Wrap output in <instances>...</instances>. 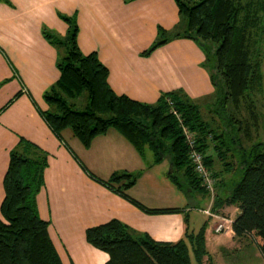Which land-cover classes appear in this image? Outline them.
<instances>
[{
  "label": "trees",
  "instance_id": "trees-1",
  "mask_svg": "<svg viewBox=\"0 0 264 264\" xmlns=\"http://www.w3.org/2000/svg\"><path fill=\"white\" fill-rule=\"evenodd\" d=\"M175 1L188 22V29L176 36L193 39L202 49L208 41L217 43L213 81L225 85V101L232 99L238 105L247 99L250 115L258 124L251 93L261 89L264 79L259 48V40L264 38V0ZM63 18L69 24L66 36L46 32L47 39L60 53V78L44 93L47 103L55 106L53 111L43 112L53 132L62 139V132L70 128L84 146L89 147L95 137L115 128L142 155L144 147L151 145L163 157H169L173 171L176 167L184 168L189 183L180 180L177 183L187 194L197 186L206 188L211 196L190 159L182 121L194 134L195 148L205 154L204 164L214 178V200H209L202 211L211 206L212 212L230 219L235 238L250 239L264 257V151L255 150L261 143L249 150L238 145L236 131L243 122L226 114L222 129L213 131L199 105L187 94L169 91L162 93L157 102L147 103L116 93L109 84V68L100 60L98 52L85 54L81 50L76 18ZM164 43L166 40L154 44L143 54L150 55ZM83 90L88 92L89 108L78 110L64 95L76 96ZM249 124H246V134L251 138ZM20 142L24 150L11 152L3 179L0 264H64L49 233L50 222L40 216L36 200L45 184L49 154L27 139L21 138ZM232 150L239 152L240 158L237 159ZM140 174L117 171L107 180L90 175L147 212L184 210L181 207L150 208L132 197L128 190ZM226 207L236 208V216L225 212ZM205 229L202 227L197 233L187 229L179 240L164 241L112 219L89 227L86 238L109 254L105 264H192L191 254L199 264H204L205 257L211 255Z\"/></svg>",
  "mask_w": 264,
  "mask_h": 264
},
{
  "label": "crops",
  "instance_id": "crops-1",
  "mask_svg": "<svg viewBox=\"0 0 264 264\" xmlns=\"http://www.w3.org/2000/svg\"><path fill=\"white\" fill-rule=\"evenodd\" d=\"M134 8L147 10L158 25L171 24L179 15L175 0H0V212L10 154L23 151L20 139H27L49 153L45 184L36 200L40 216L50 222L49 233L64 264H105L109 254L87 241L86 230L112 219L164 241L179 240L186 229L185 214L147 212L90 175L107 180L114 172L141 168L143 155L118 130L110 128L85 147L70 128L59 138L43 116L49 108L44 93L60 78L59 49L46 32L66 36L69 24L63 16L76 18L81 50L98 52L116 93L155 103L162 92L179 86L172 83L179 75L169 68L175 61V55L166 52L170 42L144 55L147 41L142 43L133 29L127 36L124 17L116 13ZM171 43L181 47L177 57L195 60L192 66L204 68L203 49L196 41L179 37ZM191 73L185 78L195 75ZM135 187L128 193L147 207H179L140 200ZM228 210L234 214L236 208L224 211ZM216 223L211 226L216 241L232 237L237 245L233 229L216 232Z\"/></svg>",
  "mask_w": 264,
  "mask_h": 264
},
{
  "label": "rangeland",
  "instance_id": "rangeland-1",
  "mask_svg": "<svg viewBox=\"0 0 264 264\" xmlns=\"http://www.w3.org/2000/svg\"><path fill=\"white\" fill-rule=\"evenodd\" d=\"M184 1L188 2L189 0ZM191 1L193 0H190V2ZM116 15L124 17V25L126 26L124 30L126 31L127 36H131V29H133L134 34L140 37L142 43L144 40L147 41L146 49H149L160 41L166 40L167 44L170 42V45L166 46V52L175 55V61L170 64L169 68L173 75H179L178 80L173 79L172 83L173 85H176L177 82V85L179 86L169 91H176L180 95L186 93L193 102L199 105L202 116L210 122V127L213 131L222 129L224 126L223 122L225 114L229 118L234 117L235 119H240L243 122V126L236 131L239 137L237 144L242 145L249 150L253 149L256 144L261 143L260 145L255 146V150L258 152L264 151V79L261 84V89L258 92L251 93V99H253L255 105L254 110L258 116V124H255V121L249 112L248 100L246 99V101L244 100L238 105L232 99L225 101V85L213 81L216 78L212 77L213 73L215 74L216 72L214 69L216 66V42L208 41L206 46L204 45V60L201 62V67L204 68H196L197 65L196 67L192 66L191 64L196 62L195 60L186 61L187 59L185 60L177 57L181 52V47L178 45H172L173 43L171 42L176 38H179L176 36L177 33H184V31L188 29L187 18L183 14L179 12V15H177L178 17L172 19L171 24L160 25L156 24L151 13L139 8L122 10L116 13ZM151 39L153 40L148 45V42ZM259 41V48L262 52V71L264 73V38ZM163 45H160L155 50H159ZM154 51L152 53H154ZM182 60L186 62H182ZM203 71H205V74ZM186 72H194L195 75H188V77L185 78L184 74ZM198 74H201L200 78H196ZM48 89H50V87ZM64 97L69 104L74 105L75 109L86 110L89 108L87 90L81 91L76 96L64 95ZM9 104L11 105L12 102ZM48 105L49 108L45 109V112L47 110L53 111L55 109L54 105H50L49 103ZM210 108H214V111H210ZM247 123H250L249 129L251 138L246 134ZM237 126L239 125L236 124V127ZM229 145H232V142H229ZM211 152H213V150ZM235 152L236 150L231 151V153L235 154L237 159L240 158V153ZM213 155L219 158L217 152H213ZM142 159L143 163L141 164V168L137 172H134L136 174H139V172L141 173L135 183V189L140 200H150V203L152 204L161 203L160 205H176L183 208L184 210L180 213L187 215V218L184 215L186 224L185 232L188 229L191 232L197 233L202 227H205L206 236L208 238L207 245L212 257L208 254L204 259V264H264L262 253L256 244L246 237L236 239V241H238L236 245L232 237L228 238L229 230H227L225 235L228 239L224 238L216 241L217 236L211 235V226H213L217 220L211 219L202 211L203 207L208 206L211 196L209 192L206 191V188L204 189L196 186L187 194L184 188L179 186L177 180L183 181V183H189L184 168L176 167L173 171L169 157H163L161 153L157 152L155 147L152 148L151 145L144 147V155L142 156ZM90 174L94 175L93 173ZM239 177L240 175L235 179L237 180ZM233 210L234 209H232V211ZM228 211L227 213L232 215V217L236 216V214H231L232 211ZM0 217H2L1 212ZM226 224L231 225L230 222H227ZM66 257L67 256H65V258ZM66 260L68 261L67 258ZM191 261L192 264H199L193 254H191Z\"/></svg>",
  "mask_w": 264,
  "mask_h": 264
},
{
  "label": "built area",
  "instance_id": "built-area-1",
  "mask_svg": "<svg viewBox=\"0 0 264 264\" xmlns=\"http://www.w3.org/2000/svg\"><path fill=\"white\" fill-rule=\"evenodd\" d=\"M177 116L179 117V114L177 111H174ZM180 118V117H179ZM181 121V119H180ZM181 126L183 128V132L186 136V140L189 145V155L190 159L194 163L196 171L200 174V176L203 179V183L207 186L208 190L211 193L210 200H214V178L211 176L210 172L207 170L205 164H204V158L205 154H203L200 150L195 148V137L194 134L182 123ZM204 213H206L209 216L217 217L219 218L218 222L215 225V230L217 232H221L224 229H227L230 227V225H227V222H231L230 219L224 218L223 216H220L218 213H214L211 210V206L203 210ZM221 220V221H220Z\"/></svg>",
  "mask_w": 264,
  "mask_h": 264
},
{
  "label": "water",
  "instance_id": "water-1",
  "mask_svg": "<svg viewBox=\"0 0 264 264\" xmlns=\"http://www.w3.org/2000/svg\"><path fill=\"white\" fill-rule=\"evenodd\" d=\"M171 168H173V163H171Z\"/></svg>",
  "mask_w": 264,
  "mask_h": 264
}]
</instances>
